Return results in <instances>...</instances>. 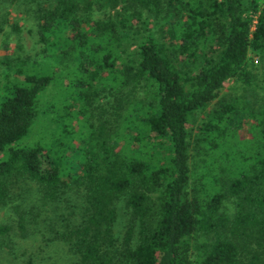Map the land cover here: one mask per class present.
<instances>
[{
	"label": "trees",
	"instance_id": "16d2710c",
	"mask_svg": "<svg viewBox=\"0 0 264 264\" xmlns=\"http://www.w3.org/2000/svg\"><path fill=\"white\" fill-rule=\"evenodd\" d=\"M28 1L40 46L1 83L0 202L19 175L43 201L79 189V220L58 233L75 264H263L264 82L247 53L264 68V0ZM228 79L240 92L219 93ZM99 93L113 103L94 122ZM40 115L49 139L22 140Z\"/></svg>",
	"mask_w": 264,
	"mask_h": 264
},
{
	"label": "rangeland",
	"instance_id": "374dc122",
	"mask_svg": "<svg viewBox=\"0 0 264 264\" xmlns=\"http://www.w3.org/2000/svg\"><path fill=\"white\" fill-rule=\"evenodd\" d=\"M33 7L34 2L28 0H0V90L5 80L4 74L7 72L8 77L14 75L12 71L17 65L29 66L39 49ZM93 15H101V12L95 9ZM247 56L248 66L255 75L254 82L263 85L264 68L259 64L257 54L248 51ZM142 89L140 87L129 94L132 102L143 97ZM240 90L239 83L228 79L219 93H237ZM258 92H261V88L254 86L252 93ZM58 94V90L48 86L43 92L41 107L53 101ZM211 102L207 103L205 109L211 106ZM112 103L113 96L105 93H99L91 101L94 122L105 120ZM201 116V113L195 114L188 123L191 135ZM51 129L52 125L48 124L46 116L40 115L22 140L45 141L49 139ZM239 129L245 132L244 121ZM82 202L81 191L76 188L65 190L54 200L43 201L39 198L36 181L20 175L12 178L7 195L0 202V226L8 227L6 231H0V264H75L76 254L71 244L60 238L58 233L69 230L79 220ZM19 209L24 211L28 221L25 235H21L17 227ZM115 209L116 218L112 227L114 235L120 237L130 215L122 198L116 200ZM222 209L227 213L232 212L230 198L223 201Z\"/></svg>",
	"mask_w": 264,
	"mask_h": 264
}]
</instances>
